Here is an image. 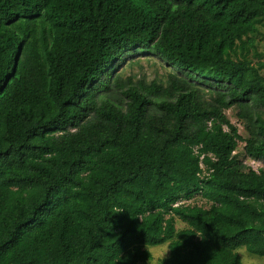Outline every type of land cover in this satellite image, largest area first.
Wrapping results in <instances>:
<instances>
[{
	"label": "trees",
	"instance_id": "trees-1",
	"mask_svg": "<svg viewBox=\"0 0 264 264\" xmlns=\"http://www.w3.org/2000/svg\"><path fill=\"white\" fill-rule=\"evenodd\" d=\"M262 27L264 0H0V264L264 258V169L235 154L264 161ZM136 52L167 85L115 76Z\"/></svg>",
	"mask_w": 264,
	"mask_h": 264
},
{
	"label": "rangeland",
	"instance_id": "rangeland-1",
	"mask_svg": "<svg viewBox=\"0 0 264 264\" xmlns=\"http://www.w3.org/2000/svg\"><path fill=\"white\" fill-rule=\"evenodd\" d=\"M261 31V33L256 34L254 37L256 42L255 51L258 52V57L250 55V59H254L255 62L264 61V27L261 28ZM172 70H174V68L169 66L157 55L147 52H136L127 56L126 60L116 68L118 75L115 76H120L125 81L132 78L135 82L143 81L151 83L156 81L167 85L169 81L168 77ZM239 111V108H233L227 111V115L230 121L238 127L242 137L247 138L248 133L245 129L243 120L238 116ZM244 147L245 142H239V147L235 152V154L239 156V159L246 164V166L256 171L264 169V161L247 156ZM186 204L209 207V204L200 195H196L192 200L186 202ZM176 223L178 230L186 226V224L179 219H177ZM149 251L152 253L153 258L144 264H162V260L170 255L168 243L150 247ZM238 253L240 254L244 264H264L263 257L249 253L246 248H240Z\"/></svg>",
	"mask_w": 264,
	"mask_h": 264
}]
</instances>
